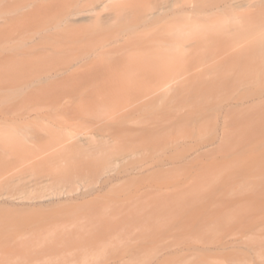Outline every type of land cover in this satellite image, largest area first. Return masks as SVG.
Instances as JSON below:
<instances>
[{"label": "rangeland", "instance_id": "374dc122", "mask_svg": "<svg viewBox=\"0 0 264 264\" xmlns=\"http://www.w3.org/2000/svg\"><path fill=\"white\" fill-rule=\"evenodd\" d=\"M71 1L0 0V264H110L125 251L119 264H153L160 255L162 264H264L261 111L252 118L255 108H240L251 111L249 122L232 113L245 120L230 124L229 150L241 144L233 154L223 143L226 151L204 152L189 171L153 169L213 135V120L194 134L185 112L212 106L217 96L250 100L264 88L263 53L245 33L256 29L253 39L262 41L264 19L244 24L241 17L249 12L245 5L261 0H198V10L156 24L152 16L191 0H110L94 13L107 25L102 37L129 23L139 29L103 50L96 38L74 44L61 34L55 15ZM80 2L85 9L100 3ZM89 49L93 55L62 70ZM131 56L155 64L148 83L136 84L140 75L121 68ZM238 74L240 84L232 78L237 85L226 87ZM135 164L149 167L135 173L142 178L122 172ZM160 187L163 195L155 191ZM225 196L232 202H222ZM87 243L92 247L82 250Z\"/></svg>", "mask_w": 264, "mask_h": 264}, {"label": "bare ground", "instance_id": "6f19581e", "mask_svg": "<svg viewBox=\"0 0 264 264\" xmlns=\"http://www.w3.org/2000/svg\"><path fill=\"white\" fill-rule=\"evenodd\" d=\"M81 0H72L71 1V4L66 8H63V10L60 12V13H58V15H55V23L56 24H64V26H63V28H61V30H60V32H61V34H66L67 32H68V34L66 35V37L65 38H67V39H69V41L70 42H72V43H74V44H77V43H81V42H84V41H87V40H90V39H93V38H96V45L98 46V49L100 48V50L102 49H105V47H108V46H111L112 47V45H115V44H118L120 41H122V40H124L125 38V36H127L126 37V39H128L129 38V36L130 35H134V34H136V32H138L137 30L139 29V24H136V23H129L128 25H125V27H122V28H120V29H118L117 27H115V29H114V32L112 33L113 35H112V38H106V39H104V37H106V36H103L102 37V35H104L105 33V31H106V29H107V25H106V22L105 21H103V20H101V17L99 16V15H94V13H98L99 14V10H103L104 8H106L107 7V5H108V2L110 1V0H99V5H97V6H93V7H91L90 9H85V5H84V3H81L80 2ZM190 6L189 7H185V6H177V7H172V8H170V9H168V10H166V11H164V12H162V13H159V14H156V15H154V16H152V18H151V20H149V21H152V23H158V22H163V21H165V20H168V19H171V18H174L176 15H178V14H181V13H184V12H193V10L194 11H196V10H198L197 8H198V0L197 1H195V0H191L190 1ZM198 3V4H197ZM197 6V7H196ZM223 6V7H222ZM222 6H220V10H224V9H227L228 8V4H225V5H222ZM219 7V6H218ZM219 9V8H218ZM245 9L247 10V11H249V12H247L246 14H244V15H242L241 17L243 18H241L240 17V19L239 20H245L244 21V24H246V22L247 23H249L250 21L252 22H256V21H259V22H261L262 21V19H264V0H261V1H257V2H254V3H250V4H248V5H245ZM246 18V19H245ZM241 20V21H242ZM247 20V21H246ZM249 20V21H248ZM255 20V21H254ZM261 20V21H260ZM145 21H148V19H146V20H144V22ZM146 22V24L147 23H150V22ZM254 24V23H253ZM261 24V23H260ZM159 25V24H158ZM164 25V24H163ZM250 25V24H249ZM248 25V26H249ZM251 25H252V23H251ZM58 26H62V25H58ZM154 26H157V25H154ZM258 25H256V27H257ZM241 27V26H240ZM253 27H255L254 25H253ZM259 27V26H258ZM145 28V27H144ZM242 28H243V25H242ZM245 28V27H244ZM244 28L242 29V30H244ZM248 28V27H247ZM246 28V30H244V31H246L245 33L246 34H248V35H250L251 36V38H252V43H253V45H254V43H255V45H256V47H257V50H256V47H254L255 49H254V51L256 50V51H260L261 53H263V59H264V39L261 41V39H259L260 37H263V36H258L259 38L257 39V37H254V39H253V36L252 35H256L255 33V30L256 29H253L252 28V30H250V28L249 29H247ZM145 29H147V28H145ZM144 29V30H145ZM151 29V28H150ZM225 29V28H224ZM231 30V29H230ZM240 30V29H239ZM249 30V31H248ZM225 31V30H224ZM241 31V30H240ZM254 31V32H253ZM231 32V31H230ZM238 32V31H237ZM242 32V31H241ZM248 32V33H247ZM251 32H253V33H251ZM104 33V34H103ZM111 33V32H110ZM251 33V34H250ZM263 33V32H262ZM243 34V33H242ZM258 34V33H257ZM248 35H246L247 36V38L249 37ZM261 35V34H260ZM243 36H245V35H243ZM98 37V38H97ZM101 38H103V39H101ZM256 38V39H255ZM255 41V42H254ZM222 44V43H221ZM95 48V47H94ZM113 48V47H112ZM111 48V49H112ZM107 49V48H106ZM220 49V48H219ZM253 49V48H252ZM205 50V49H204ZM99 51V50H98ZM203 51V50H202ZM244 51V50H243ZM93 52H95L93 49H89V50H87V51H83V52H81L82 54L80 55V56H78L77 58H75V60H74V63H71V64H67V65H65L63 68H62V70L64 71V72H67V71H69L68 69L71 67V66H73V65H76V64H78V59L79 58H84V57H89V56H91V55H93L94 53ZM101 52V51H100ZM107 52V51H106ZM257 53H259V52H257ZM261 53H259V54H261ZM97 54V53H96ZM243 55H245L244 53H243ZM258 55V54H257ZM134 56V55H133ZM136 56V55H135ZM214 56H216V55H214ZM138 57H141V55L140 56H138ZM245 57V56H244ZM130 58V60H128L124 65H122L121 66V68L122 69H124V70H126V71H128V72H131V73H135V74H137L138 76L140 75V77H138V79H137V83L136 84H138L139 83V85H143V83H148L149 82V80H148V76L149 75H151L152 74V72H154L155 70L153 69L154 67H155V64L151 61V59H148V60H146V62H147V65H145L146 67H147V69L145 68V66H144V64H142V61H138V59H134L132 56L131 57H129ZM249 58H254L253 56L251 57H249ZM255 58H256V55H255ZM261 58V57H260ZM173 59V58H172ZM229 59V58H228ZM257 60V59H256ZM256 60H255V62H256ZM78 61V62H77ZM258 61H260L259 59H258ZM121 62V61H120ZM253 62V61H252ZM254 63V62H253ZM259 65V64H258ZM263 65V64H262ZM248 66H250V64L248 65ZM251 67V66H250ZM253 67H255V66H253ZM261 67V66H260ZM260 67H258L259 69H260ZM225 68H227V67H225ZM263 68L264 67H262L260 70H261V72L263 71ZM102 69V68H101ZM99 70V72H102V70ZM154 70V71H153ZM222 70H224V69H222ZM235 70H236V68H235ZM235 70H234V72H235ZM251 70V69H250ZM239 71V70H238ZM241 71V70H240ZM246 71V73L248 74V72H247V70H245ZM249 71V70H248ZM252 71V70H251ZM226 72H227V69H226ZM243 72V71H242ZM260 72V71H259ZM258 72V73H259ZM157 73V72H156ZM244 73V72H243ZM245 73V74H246ZM253 72H251V74H252ZM219 74V73H218ZM220 74H222V72H220ZM250 74V72H249V74L248 75H251ZM234 75V74H233ZM237 75V74H236ZM239 76H231V77H229V78H231V79H226L227 80V82H226V84H225V82H224V84L225 85H227L226 87H228V84H229V86H231V84H233L232 85V87L234 88L235 87V85H237V84H235V82H237L238 80H240V78H241V74H238ZM244 75V74H243ZM260 75V74H259ZM42 76V75H41ZM141 76H143L144 77V79L142 80V77ZM215 76V75H214ZM219 76V75H218ZM221 77V76H220ZM238 77H240L239 79H237V81H236V78H238ZM223 78H225V77H223ZM227 78V77H226ZM232 78H233V80H235V82H233V80H232ZM222 79V78H221ZM242 79V78H241ZM244 79V78H243ZM225 80V79H224ZM223 80V81H224ZM225 80V81H226ZM229 80V81H228ZM218 81V80H217ZM222 81V82H223ZM232 81V83H230ZM241 81V80H240ZM140 82H142V84L140 83ZM239 82V81H238ZM133 83V82H132ZM135 83V82H134ZM208 84V83H207ZM240 84V82L238 83V85ZM146 85V84H145ZM217 85V84H216ZM223 85V84H222ZM224 85V86H225ZM200 87V86H199ZM211 87V86H210ZM221 88V87H220ZM225 88V87H224ZM231 88V87H230ZM193 89H195V88H193ZM225 89H228V88H225ZM224 90V89H223ZM209 91H210V89H209ZM216 91V90H215ZM202 92V91H201ZM206 93L208 92V91H205ZM204 91H203V93H205ZM217 92H218V89H217ZM198 93V92H197ZM214 93H216V92H214ZM213 93V94H214ZM245 93V92H244ZM255 93V92H254ZM211 94V93H210ZM222 94V93H221ZM253 94V93H252ZM256 94V93H255ZM258 95L255 97H253V98H251L250 100H248L249 99V97L251 96V95H247L248 96V99L247 98H243V96H242V98L244 99V100H241V101H239V99L241 98V96H239V99L236 101L235 100V97L232 95V97L229 95V97L230 98H232L233 100H235V101H231L232 99H227V100H222L223 99V97L222 98H220L222 101H220V102H218V101H215V100H219V98H218V96H217V99H215L214 100V102H213V99H212V104H210V105H212V106H207L206 104H204V106H205V108L203 107H200V109H201V111L198 109V107H197V110H199V112L196 110V104L195 105H193L195 108H194V110L196 111H194L193 110V112L192 111H188V112H185L184 114H185V116H182V117H184L186 120H188V121H186L185 119H183L182 121H186L187 123H192V125L195 127V128H193L191 131L195 134V133H197L198 132V130H199V128H201V127H198L197 128V130H196V127L197 126H201V124H203V123H205L206 122V124L205 125H210L211 126V120H213V124H212V126L213 127H211L212 128V132H213V135L210 137V138H208V139H206V140H204L203 141V143H201L200 144V146L199 147H197V149H195L192 153H183L182 155H180V156H178L179 158H175V159H169V161H166L164 158H160V159H164V160H157L158 161V163H156V164H158L157 166H156V168L154 167L153 169H156V170H154V171H156V172H158L159 174H161V173H163V175H165V174H167L169 171H171V170H174V169H177V168H180V169H182L183 170V168H187V170L189 171L190 169H189V167L191 168V169H193L194 168V166H196V164H198L199 163V161H200V158H201V156H204L205 155V153L207 154V153H210V152H216V151H218L219 149L220 150H222L221 152L223 153L224 152V150L226 151V148L223 150L221 147H227L228 148V152L230 151L229 149H230V142H231V140H230V142H228L229 141V139H230V137H232L229 133H231V132H229L228 133V131H229V128L231 129V130H233L232 128H231V126L233 127V125H230L231 123L232 124H234L233 123V120L235 119L236 120V122H240V121H245V120H241V119H244L243 117H244V114H245V112H238V111H241V110H246V111H248V110H253L252 111V113L254 112V109L253 108H255V111H256V113H254V115H252L251 114V111H250V114L249 113H246L245 114V118H247L246 120V122H249L248 121V119H252L253 118V116H255V114H257V116H259L260 115V117H261V114L263 113L264 114V109H262V108H264V88H262V90H260L259 91V93H257ZM196 95V94H195ZM202 95V94H201ZM205 95V94H204ZM209 95V94H208ZM220 95V94H219ZM224 95V94H223ZM192 96V95H191ZM207 95H205V97H206ZM213 96V95H212ZM203 97L204 99H206V98H208V97ZM226 97H227V95H226ZM193 98V97H192ZM201 98H202V96H201ZM212 98H214V97H212ZM216 98V97H215ZM193 100H194V98H193ZM209 100H211V98L209 99ZM209 100H207V101H209ZM230 100V101H229ZM197 101H201V100H197ZM197 101H196V103H197ZM205 101L206 100H204V103H205ZM207 101H206V103H207ZM198 102V104H200L199 106H201V104L203 103V100L201 101L202 103H199ZM210 102V101H209ZM211 103V102H210ZM207 104H209V103H207ZM203 105V104H202ZM198 106V105H197ZM259 106V107H258ZM188 107H190V106H188ZM185 108V107H184ZM240 108H243V109H241L240 110ZM248 108H250V109H248ZM256 108H259L258 110H256ZM193 109V108H192ZM191 110V109H190ZM209 110H210V112H209ZM263 110V111H262ZM257 111L258 112H260L259 113V115H258V113H257ZM233 112H235V113H237L238 112V117L240 116V118L241 119H239L238 120V117H234V115L232 114ZM187 113V114H186ZM188 113L190 114L189 115V119H187L188 117ZM240 113H244L243 115L242 114H240ZM183 113H182V115H184ZM248 114V115H247ZM168 115V114H167ZM175 115H176V113H175ZM178 115V119L180 118L179 117V114H177ZM187 115V116H186ZM242 115V116H241ZM249 115H252L251 117L252 118H250V116ZM249 116V117H248ZM237 118V119H236ZM262 118H264V116H262L261 117V119ZM207 119H209V120H207ZM238 120V121H237ZM256 120V119H255ZM170 121V120H169ZM258 121H260L259 123H260V125H262V124H264V122H263V120L261 121L260 119L258 120ZM209 122H211L210 124H208ZM235 122V121H234ZM252 122H253V120H252ZM251 122V124H253ZM261 122H263L262 124H261ZM169 123V122H168ZM182 123V122H181ZM241 123V122H240ZM244 123V122H243ZM255 124H257V122H254ZM259 123L257 124V128L254 126L253 127V129L254 128H256V129H254V130H251V131H255L254 133H256V131H259V129L261 128V127H263L264 128V126H260V128H259ZM178 124H180V123H178ZM250 124V125H251ZM181 125H184V123H182ZM185 125H186V123H185ZM191 125V127H193ZM235 125V124H234ZM171 126H173L174 127V125H171ZM180 126V125H179ZM190 126V125H189ZM188 126V127H189ZM249 126V125H248ZM177 127H178V125H177ZM186 127V126H185ZM202 127L204 128L205 126H204V124L202 125ZM97 128V129H96ZM94 127V129H96V130H103L105 127L104 126H98V127ZM249 128H250V126H249ZM249 128L247 129L246 128V130H249ZM259 128V129H258ZM263 128H261V130H264ZM189 129V128H188ZM202 129V128H201ZM200 129V130H201ZM96 130H95V133H96ZM208 130V129H207ZM242 131H243V129H241ZM246 130H245V132H246ZM187 131V130H186ZM235 131H236V129H235ZM251 131H249V132H251ZM208 132V131H207ZM238 132V131H237ZM244 132V133H245ZM262 132V131H261ZM94 133V134H95ZM240 133V132H239ZM244 133H241V136H238V138L239 137H241V139H242V135L244 134ZM247 133V132H246ZM192 134V133H191ZM209 134V133H208ZM228 134H229V138L227 139V141H225L226 140V138H227V136H228ZM231 134H233V133H231ZM238 134V133H237ZM251 134V133H250ZM253 134V133H252ZM90 135H93L92 133H90ZM235 135V134H234ZM248 135H249V133H248ZM254 135V134H253ZM203 136V135H202ZM247 136V135H246ZM254 137V136H253ZM236 138H237V136H236ZM237 138V139H238ZM243 138H246L245 137V135H244V137ZM248 138H249V136H248ZM241 139H240V141L239 142H241ZM165 140H166V138H165ZM171 140V139H170ZM177 140H178V137H177ZM236 140V139H235ZM243 140H245V139H243ZM253 140V139H252ZM168 141V140H167ZM249 141V140H248ZM263 141L264 140H262V141H260V142H262L263 143ZM233 142H235L234 140H233ZM237 142V143H236ZM235 142V145L237 146V144L239 145V143H238V141H236ZM223 143H225V144H223ZM226 143H227V145H226ZM229 143V144H228ZM246 143V142H245ZM245 143H244V145H245ZM261 143V144H262ZM165 144V143H164ZM173 144V143H172ZM171 144V145H172ZM221 144H223V145H221ZM232 144V143H231ZM260 144V143H259ZM259 144H258V146H259ZM235 145H233V147L231 148V150L232 151H230L232 154H233V151L234 150H236V148L235 149H233L234 148V146ZM241 145V144H240ZM240 145H239V147H240ZM242 145H243V143H242ZM246 145L247 146H245L246 148H248V144L246 143ZM173 146H174V148H176L177 146H178V143L176 144V145H174L173 144ZM176 146V147H175ZM262 146V145H261ZM162 147V146H161ZM239 147H237V148H239ZM264 147V146H263ZM241 148H243L244 150L246 149V148H244V147H241ZM243 149H241V150H243ZM239 150H240V148H239ZM205 152V153H204ZM227 152V153H228ZM229 152V153H230ZM159 153V152H158ZM219 153V152H218ZM226 152H225V154H227ZM228 153V154H229ZM230 153V154H231ZM235 153V152H234ZM264 154V153H263ZM159 159V158H158ZM168 160V159H167ZM159 161H161V162H159ZM145 162V161H144ZM201 162V161H200ZM155 163H154V165H156ZM202 165H205V164H203L202 163ZM193 166V167H192ZM198 166H199V164H198ZM206 166V165H205ZM148 167V166H147ZM145 165H143V164H135V165H133V166H131V167H127L126 169H124L122 172L124 173V175H134V176H137V177H135V178H142V175H136L135 173H141L142 171H143V169L145 170L146 168H147ZM197 167V166H196ZM149 168V167H148ZM147 168V169H148ZM202 168H207V166L206 167H202ZM220 170V169H219ZM209 174V173H208ZM141 176V177H140ZM203 177V176H202ZM205 177H207V176H205ZM107 178H111V177H107ZM231 178V176H229V178H227V180H225V181H228L229 179ZM114 179V178H113ZM112 179V181H114ZM120 178L118 177V178H116L115 179V181L116 180H119ZM203 179H204V177H203ZM110 180V179H109ZM202 180V179H201ZM238 180H240V179H238ZM111 181V182H112ZM225 183V182H224ZM228 183V182H227ZM226 184V183H225ZM255 185V184H254ZM253 186H251V188H252ZM258 187V186H257ZM211 188V187H210ZM209 188V189H210ZM213 188V187H212ZM215 188V187H214ZM228 188H230V187H228ZM227 188V189H228ZM254 188V187H253ZM226 189V188H225ZM223 190L224 192H223V194H225L226 193V191H228V190ZM211 190V189H210ZM215 190V189H214ZM157 193H160L161 195H163L165 192V190H163V188H158V189H156L155 190ZM256 191H258V189H256ZM210 192H212V191H210ZM221 192V191H220ZM259 192V191H258ZM212 193H214V192H212ZM262 195V194H261ZM202 196V195H201ZM229 196L230 197H232V196H235V195H228V198H229ZM218 197V196H217ZM223 200H221L222 202H226V201H228V202H232V200H227V197L225 196V197H223L222 198ZM234 201H236V200H234ZM239 201V200H238ZM237 202V201H236ZM207 206V205H206ZM225 243L223 244V242H221V245L222 246H220V247H224V248H226V247H228L226 244H227V242L226 241H224ZM229 240H228V244H229ZM231 242H233V241H231ZM237 242V241H236ZM96 245H97V241H96ZM84 246H86V245H84ZM88 246L90 247H92V243L90 244V245H88V243H87V247L86 248H82V250H85V251H88L90 248H88ZM95 246V245H94ZM52 249H51V248ZM50 247H47V248H45V251L44 252H46V250L49 252V248H50V252H54V251H56V250H58L57 248H56V246L54 247V246H50ZM54 247V248H53ZM59 248V247H58ZM69 249V248H68ZM66 250V248H62V249H60L59 248V250H58V252H63V251H65ZM69 250H71V248L69 249ZM71 251H77L76 249L74 250H71ZM43 252V253H44ZM57 252V251H56ZM43 253H40V254H43ZM39 253H38V256H37V254L34 256V257H36V260H35V258H34V261H37V260H40L38 257H42L43 255H41V256H39L40 255ZM126 254V251H125V253H123L122 254V252H116L111 258H112V262L110 263V264H119L118 263V261L120 260V259H122L123 257H122V255H125ZM54 255V254H53ZM33 258H30V262H32V260H33ZM164 256H157V258H156V260H155V262L153 263V264H162V262H163V260H164ZM204 261H207V259L206 260H204ZM38 262V261H37ZM165 262V261H164ZM167 262V261H166ZM165 262V263H166ZM249 263V262H248ZM69 264V263H68ZM73 264V263H72ZM249 264H252V263H249Z\"/></svg>", "mask_w": 264, "mask_h": 264}]
</instances>
